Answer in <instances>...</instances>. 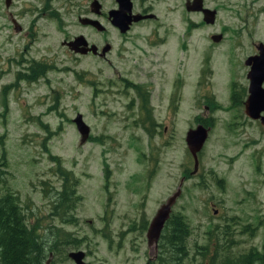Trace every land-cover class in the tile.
Here are the masks:
<instances>
[{"label":"rangeland","instance_id":"rangeland-1","mask_svg":"<svg viewBox=\"0 0 264 264\" xmlns=\"http://www.w3.org/2000/svg\"><path fill=\"white\" fill-rule=\"evenodd\" d=\"M83 1L11 0L9 6L28 11L22 20L34 24L32 55L49 60L50 71L47 66L39 68L38 74L45 73V78L36 85L22 84L6 96L0 90V192L8 188L17 196L28 224H36L38 231L49 222L78 238L76 247H62L54 259L48 256L47 264H73L67 253L78 250L85 264L154 260L157 243L147 245L146 228L180 182L181 193L171 212L188 221L190 244L205 242L206 233L215 228L220 240L225 227L233 244L230 253L260 249L264 245V135H254L252 144L245 139L236 143L209 140L194 173L184 140L185 123L176 121L165 134L147 138L128 123L125 104L134 89L146 94L158 110L163 105L178 106L179 100L183 106L193 103L206 33L212 27L252 26L264 39V12H253L244 23L245 13L233 6L241 0H204L208 6L219 7L214 25L191 31L188 25L199 19L185 11V0H160L159 17L149 23L158 25L160 39L115 38L113 52L100 59L78 54L64 44L72 35L87 31L77 23V9L67 10L68 5ZM45 4L56 7L58 13L50 10L49 15ZM30 6L36 11L24 9ZM3 9L4 0H0ZM26 44L21 35L13 37L8 29L4 31L0 16V79L9 81L5 70L14 67L10 59L21 56ZM242 53L226 41L210 51L211 62L223 68L224 58L231 55L238 61ZM177 78L182 80L179 96L173 88ZM77 113L88 126L89 134L82 141L72 121ZM164 114V110L155 113L157 119ZM57 165L75 179V225L45 218L51 193L60 186L54 175ZM209 243L214 244L212 237Z\"/></svg>","mask_w":264,"mask_h":264},{"label":"flooded vegetation","instance_id":"flooded-vegetation-1","mask_svg":"<svg viewBox=\"0 0 264 264\" xmlns=\"http://www.w3.org/2000/svg\"><path fill=\"white\" fill-rule=\"evenodd\" d=\"M84 1L83 4L74 2L67 6L68 11L77 9L75 16L77 17V23L80 24L81 28L87 30L84 33L79 32L76 35H72L71 38H67L69 41H74L79 36H82L85 44H80L77 48L84 49L85 53H79L77 50L78 54L106 59L107 55L113 52V41L115 38H118L119 41L130 38L131 40H144L145 42L151 36L160 39L157 35L158 25L149 24L156 21L159 17L157 9H159L160 0ZM95 2L97 6H94L93 3ZM10 3L11 0H8V4L6 5L4 0L5 9L0 11L4 31L8 29L9 32L13 33V37L21 35L22 39L27 41V46L22 47L21 56L10 59L11 64L9 63V65H14V67L10 66L9 69H4L9 77V81L6 82L0 79V90L3 92V96L8 95V91H17L18 87L22 84L36 85L39 79L44 80L45 73L38 74V70L42 66H47L48 71H50L49 60L48 62L38 60L32 55L35 52L32 46L36 36L34 24L30 21L24 23L22 20L24 15H28L25 13L28 11L11 10L9 8ZM21 6L23 7V5ZM46 6H42L41 9H45ZM233 6H238V12L242 11L245 13L243 16L239 14L244 18V23L246 17L254 14L253 12H264V0H241L239 5ZM62 7L64 8V5ZM202 7L215 11L213 22L206 23L203 21L201 11H192L191 13H195L199 20L192 21L191 25H188L191 31L214 25L219 7L208 6L204 0H202ZM47 8H50L48 10L49 15L50 10L54 14L58 13L56 7L48 6ZM24 9H28L29 13H31L36 11L37 8L30 6ZM114 15L115 17L120 16L121 19L125 16L130 19V23L125 31H120L118 27L110 23L108 16L113 17ZM133 16H137V19L134 20ZM80 17L96 20L98 24H82L78 21ZM99 25L100 29H98ZM259 36V31L254 30L252 26L229 30H226L222 26H219L217 29L212 27L206 33L208 42L204 46L205 49L202 52L199 66L196 68L197 75L193 89L195 100L193 103L183 106L179 100L178 106H175V104L163 105L160 110H164L165 114L160 119H157L155 113L160 110L153 107L146 94L140 89H134L135 86L132 85L134 92H132L131 97H129L128 102L125 104L128 123L131 127L142 130L147 138L165 134L168 128H172L175 125L176 121L185 123L186 131L198 128L204 130L205 136L202 145L196 151V168L194 171V160L190 151H187L192 161L191 170L194 173L201 166V149L204 143L209 142V140L213 139L216 143L230 140L232 143H236L245 139L244 142L254 143L252 138L254 135H264V104L259 105L256 102L257 96L261 92L263 93L264 90V71L261 78L258 79L259 82L253 85L254 82L251 83L248 77L250 63L247 61L249 57L258 53L259 46L264 48V39L259 38ZM10 37L9 35L8 38ZM226 41H228V45L232 50L241 49L243 53L238 58V61H234L231 55H228L221 63L223 68H219L214 64V61L211 62L210 51ZM104 47H107V50L102 51ZM118 49L119 52H122L123 47L119 46ZM176 81L177 83L173 88L177 90V95L179 96L182 80L177 78ZM4 104L8 106V98L5 99ZM47 108L50 109V103ZM255 168H258V165ZM209 172L214 173L213 170H209ZM185 175L186 173H183L184 177ZM148 178L149 173H147L145 182ZM133 179L132 181L135 182L136 177L133 176Z\"/></svg>","mask_w":264,"mask_h":264},{"label":"trees","instance_id":"trees-1","mask_svg":"<svg viewBox=\"0 0 264 264\" xmlns=\"http://www.w3.org/2000/svg\"><path fill=\"white\" fill-rule=\"evenodd\" d=\"M54 175L60 179V186L51 193L45 218L75 225L73 211L78 197L75 179L60 165ZM215 230L206 233L205 242L190 244L191 228L185 216L170 212L157 239L155 259L145 264H264V245L260 249L251 247L241 253H230L233 244L225 227L220 240ZM211 237L214 244L209 243ZM77 239L60 225L49 222L38 231L36 224H28L17 196L8 188L0 192V264H44L49 255L57 257L62 247H76ZM61 256L66 257L64 252Z\"/></svg>","mask_w":264,"mask_h":264},{"label":"water","instance_id":"water-1","mask_svg":"<svg viewBox=\"0 0 264 264\" xmlns=\"http://www.w3.org/2000/svg\"><path fill=\"white\" fill-rule=\"evenodd\" d=\"M5 4L6 5L8 4V0H5ZM93 4L94 6H97L96 2ZM184 9L188 12L201 11L203 14V17H202L203 21H205L206 23L213 22L215 11L211 9L203 8L202 0H186L184 2ZM108 18L110 20V23L113 26L118 27L120 31H125L126 27L130 23V19L127 18L126 16L122 17V19L120 16L115 17V15L113 17L108 16ZM133 19L136 20L137 16H133ZM78 21L82 24H85V23H89L91 25L98 24L96 20L88 19L85 17H80ZM98 29H100V25ZM82 40H83L82 36H79L74 41L64 42V44L67 45L71 50L75 52L79 51V53H85L84 49L82 50L80 48H77L78 45L85 44L84 40L83 41ZM105 50H107V47H104L102 51H105ZM247 62L250 63L248 77L250 79V82L251 83L254 82L253 85H256L257 82H259L258 79L261 78L263 71H264V48L259 46L258 53L254 56L249 57V60ZM259 95L258 96L260 98L257 96L256 102L259 105H263L264 104V90H263V93L261 92ZM72 121L75 125L77 132L80 135V141L84 140L88 134V126L82 122L81 115L78 113L75 115ZM204 136H205L204 130H202L201 128L187 130L185 134L184 140H185L186 147L188 151H190L192 158L194 160L193 171L196 168V151L201 147ZM180 185H181V182L177 186L176 190L172 192L166 198L165 202L162 203L158 207L151 221L148 223V226L146 228V233H145L147 245L155 244L157 242V239L159 237L163 224L171 212V206L174 204L175 199L180 194ZM67 256L70 257V259L73 261V264H85L83 261L84 254L80 250L68 252ZM44 264H47V261H45Z\"/></svg>","mask_w":264,"mask_h":264}]
</instances>
